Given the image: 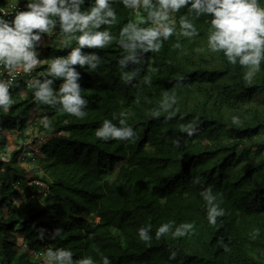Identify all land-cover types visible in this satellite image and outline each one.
Instances as JSON below:
<instances>
[{
	"label": "trees",
	"instance_id": "trees-1",
	"mask_svg": "<svg viewBox=\"0 0 264 264\" xmlns=\"http://www.w3.org/2000/svg\"><path fill=\"white\" fill-rule=\"evenodd\" d=\"M93 2L85 0L81 10ZM260 4L264 7L263 0ZM113 7L117 22L100 30L108 29L114 39L102 49H82L100 55L101 64L95 71L73 66L88 102L85 117L37 102L25 83L10 92L8 109L0 108V134L21 133L29 115L38 112L42 118L33 121V128L47 138L39 140L42 173L13 165L16 149L9 160L0 159V192L5 195L0 199V264H46L49 247L70 250L74 264L87 257L94 264H103L104 257L109 264H264V61L247 81L245 67L209 50L210 15L193 20L197 36L178 35L179 18L193 15L185 7L173 17L177 34L163 40L158 52L138 51L141 62L128 61L122 69L121 28L130 21L152 25L143 8ZM43 35L54 41L47 57L66 56L77 46L75 41L65 46L58 24ZM48 65L40 67L36 79L48 75ZM137 69L125 82L123 73ZM61 83L57 78L53 87L58 90ZM165 93L176 97L167 111L161 106ZM121 112L134 137H96L105 119L120 127ZM188 126L193 127L191 136L184 130ZM7 141L3 135L0 146ZM19 185L29 192L27 199H21ZM208 188L224 210L214 224L201 195ZM165 223L170 231L157 239L156 231ZM184 223L194 228L173 236ZM145 226L148 241L139 236ZM58 228L61 233L53 236ZM19 239L32 253L18 250Z\"/></svg>",
	"mask_w": 264,
	"mask_h": 264
},
{
	"label": "clouds",
	"instance_id": "clouds-1",
	"mask_svg": "<svg viewBox=\"0 0 264 264\" xmlns=\"http://www.w3.org/2000/svg\"><path fill=\"white\" fill-rule=\"evenodd\" d=\"M85 0H28L27 10L18 11L9 20L6 14L0 15V64L9 73L8 79L0 78V108L7 110L13 103L10 89L14 86L15 74L20 71L31 72L41 60L36 47L41 40V34L51 33L59 25V31L65 37V46L75 41L66 56H58L50 60L48 75L43 79H33L29 86L34 90L37 102L49 106H61V110L83 118L87 115L84 106L87 100L81 96L78 82L80 72L73 66L95 71L101 64V57L95 52L85 53L83 48L102 49L114 39L108 29H101L102 25H112L117 22L114 3L123 4L127 8L147 11V20L152 26L140 27L136 22H128L120 30L119 43L126 54L119 59L121 68H125L128 61L140 63L137 59L138 51L158 52L163 40H167L176 33L174 14L187 7L192 16L182 15L179 18L180 31L178 35L194 37L198 35L194 19L211 16L210 29L207 37V47L212 52H222L231 64H239L247 69L244 79L251 81L259 71L261 61H264V7L260 0H94L88 10H81ZM79 33V35H77ZM176 47H180L179 44ZM202 51V49H197ZM139 69L131 73H123L125 82H130ZM62 78L58 90L53 87L54 80ZM145 83H150V77H144ZM176 103V97H169L165 93L162 108L168 110ZM175 112H170L169 117ZM127 114L120 113V127L112 120L105 119L96 130V137L108 140H125L133 138V128L126 124ZM116 117L114 116L113 119ZM45 126L49 121L45 117ZM234 124L240 123L238 116L232 117ZM188 135L193 134V127L184 129ZM198 182V181H197ZM209 204L208 220L216 222L217 216H222L224 210L214 202L216 197L211 188L201 193ZM99 219V218H98ZM171 225L162 224L156 231V238L170 231ZM192 223L178 226L173 236H185L192 229ZM139 236L142 240L151 239L149 228L141 227ZM61 229H56L53 236H58ZM41 238L43 230H40ZM175 257V253H172ZM46 264H74L72 252L64 248L49 247L45 253ZM78 264H94L91 257L78 261ZM103 264H109L107 257Z\"/></svg>",
	"mask_w": 264,
	"mask_h": 264
},
{
	"label": "rangeland",
	"instance_id": "rangeland-1",
	"mask_svg": "<svg viewBox=\"0 0 264 264\" xmlns=\"http://www.w3.org/2000/svg\"><path fill=\"white\" fill-rule=\"evenodd\" d=\"M53 40L51 36L48 35H43L41 36V40L36 47L37 54L41 60V63L35 68L38 73L40 72V67L44 65L45 63H49L51 59L55 58L54 55H49L48 57L46 56L45 52L47 47L53 45ZM40 55H43L44 58H41ZM39 75V74H38ZM40 114L33 112V114L29 115V118L31 120L33 119H39L42 117H39ZM31 122V121H30ZM29 125V124H28ZM29 130H31V127L28 126ZM3 131V135L8 139L7 145L0 146V159L4 160H9L11 157V154L13 151L16 149L19 151L18 157L16 161H13V165H18L20 166L23 170L29 172V174H37V173H42L43 170H41V160H42V153H41V148H40V141L41 139H47L45 138L46 135L44 133H41L37 129L35 131ZM26 130V129H25ZM3 135L0 134V141L3 139ZM28 137L26 140L25 138ZM26 141V142H25ZM39 147V148H36ZM30 153V154H29ZM249 156L251 159H254L256 157V151L252 150L249 152ZM5 167V166H4ZM3 167V168H4ZM33 182H38L41 188V191H47V188L44 187V184L40 182V180H36L34 177ZM25 186L19 185L18 189L21 192V199H27L29 197V192H26L24 189ZM0 199L3 202L5 199V195L0 192ZM99 220V219H97ZM18 250L21 252H29L32 253V249L29 248L27 245L24 244V241L22 239H19L18 241Z\"/></svg>",
	"mask_w": 264,
	"mask_h": 264
},
{
	"label": "built area",
	"instance_id": "built-area-1",
	"mask_svg": "<svg viewBox=\"0 0 264 264\" xmlns=\"http://www.w3.org/2000/svg\"><path fill=\"white\" fill-rule=\"evenodd\" d=\"M27 2L28 0H0V15L6 14V19L11 20L18 11H23L27 8ZM38 74L39 73L36 69H33L30 73L23 71L16 73L14 86L9 91L12 92L16 90L21 83H25L29 86L30 81L36 79ZM0 78H9V73L4 69L2 64H0Z\"/></svg>",
	"mask_w": 264,
	"mask_h": 264
},
{
	"label": "crops",
	"instance_id": "crops-1",
	"mask_svg": "<svg viewBox=\"0 0 264 264\" xmlns=\"http://www.w3.org/2000/svg\"><path fill=\"white\" fill-rule=\"evenodd\" d=\"M36 119V118H35ZM35 119H33V120H31L30 118L28 119V121L26 122V126H25V128H24V130L23 131H27V129L29 128L28 126H30L31 127V130H29V131H35L36 129H34L33 128V121L35 120ZM38 119V118H37ZM31 121V122H30ZM29 124V125H28ZM26 129V130H25ZM35 146V145H34ZM36 147V146H35ZM36 148H38V147H36Z\"/></svg>",
	"mask_w": 264,
	"mask_h": 264
}]
</instances>
